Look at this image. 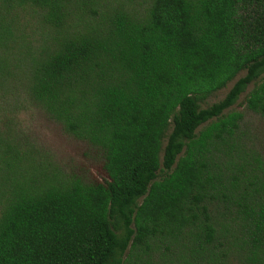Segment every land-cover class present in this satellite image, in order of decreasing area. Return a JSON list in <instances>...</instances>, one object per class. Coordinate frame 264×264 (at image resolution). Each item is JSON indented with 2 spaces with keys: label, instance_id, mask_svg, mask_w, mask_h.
I'll return each instance as SVG.
<instances>
[{
  "label": "trees",
  "instance_id": "1",
  "mask_svg": "<svg viewBox=\"0 0 264 264\" xmlns=\"http://www.w3.org/2000/svg\"><path fill=\"white\" fill-rule=\"evenodd\" d=\"M263 75L264 0H0V114L24 94L109 175L6 122L0 264H264V155L230 109L254 83L264 117Z\"/></svg>",
  "mask_w": 264,
  "mask_h": 264
},
{
  "label": "rangeland",
  "instance_id": "2",
  "mask_svg": "<svg viewBox=\"0 0 264 264\" xmlns=\"http://www.w3.org/2000/svg\"><path fill=\"white\" fill-rule=\"evenodd\" d=\"M242 75L244 73L238 77ZM236 79L215 93L209 99V103L222 99ZM254 85L251 83L230 109L243 113V131L249 143L264 155V117L247 107V97ZM17 102L20 103V108H15V112L8 111L5 115L0 114L1 129L5 127L6 122L13 121L12 125L17 130L38 144L49 148L59 164L68 172L88 182H104L109 179L101 149L68 134L59 122L51 119L41 107L26 98L24 94L20 95Z\"/></svg>",
  "mask_w": 264,
  "mask_h": 264
}]
</instances>
